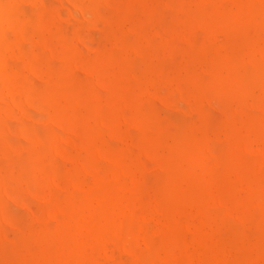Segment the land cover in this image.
Here are the masks:
<instances>
[{
    "label": "bare ground",
    "instance_id": "obj_1",
    "mask_svg": "<svg viewBox=\"0 0 264 264\" xmlns=\"http://www.w3.org/2000/svg\"><path fill=\"white\" fill-rule=\"evenodd\" d=\"M68 1L67 3L71 4V0ZM87 1L92 3L94 0ZM19 2L23 3V0H0V77L5 87L8 86V90L21 91L22 95H29L31 93L29 90L34 85L36 87L33 90H36L34 93L44 95L54 105L45 112L47 121L44 116L39 119V122L42 120V122L45 121L44 123L48 122L44 129L33 127L26 130L30 141L27 146H23L22 142L12 144L8 138H5L8 132L12 135L9 131L12 126L8 128L9 120L6 121V119H11L13 115L3 114L5 118L1 115L0 232L2 233L1 230L6 222L16 226L18 236L13 240L9 249L16 264H264V103L259 106V104L248 102L246 97L242 96L239 97L238 106L233 107L232 104L235 102H231L232 106H226L225 109L219 111V114L218 111L216 112L217 107H214L216 110L213 111L209 104L204 103L208 95L206 90L209 88L207 87L217 91H226L233 88L251 87V84L258 82L262 83L264 88V42L259 38L260 36L254 43L248 39L250 29L247 30L248 23L245 19L248 21L249 16L242 13L232 16L226 11V7L222 6V3H213L212 6L216 8L215 13L222 12L225 16L226 22L223 28L227 31L226 45L228 47L225 48L223 54L217 53L208 60L211 65V69L206 71L208 82L204 85L205 89L202 92H194L195 95L191 92L190 96L195 99L193 103L190 102L193 105L189 113H184L185 110H183V113L177 117H165V114L162 117L158 107L154 106V108L151 103L149 105L146 100L147 103L143 101V112L135 122L132 121L139 134L138 143L134 144L136 146L139 144L141 147L138 152L136 149L138 147L132 144L133 141L130 143L126 140L129 137H126L128 133H125V138L120 134L116 136L118 133L112 132H115L117 123L125 115L121 96L126 95L131 89L143 87L146 77L144 70H138L133 60L126 62L123 74L115 80V87L119 88V91L113 90L111 95L107 96L109 97L107 102L100 84L97 85L93 81L91 74L87 75L91 71L86 72L88 68L84 64V66L81 64L83 68L79 66L82 57L79 52L81 48L77 49V46L76 50L70 46L73 51L71 62L62 60L60 66L49 64L47 71L43 70L46 77L48 76L50 90L49 87L47 88V83L44 84L45 86L35 83L41 78L33 80L36 77L32 68L33 63L36 64L34 60L32 65L28 62L24 63L26 67L20 71L16 69L8 72L7 68L15 62L11 57H16L14 48H17V46L11 48L8 38L12 35L9 33L13 31L18 38L20 35ZM81 2L83 0H72L71 10L77 7V11L82 10L83 12L84 8H78ZM43 6L40 8L39 4L41 10ZM259 7L254 11L255 14L258 13L257 10L260 11L263 8V6ZM53 8L51 15L57 13L55 7ZM56 15L55 18L58 20L59 13ZM94 16L99 17L97 13ZM213 22L209 21L207 26L213 25ZM66 45L71 44L67 42ZM128 47L135 58L147 57L155 49L151 41L145 48L132 43H129ZM221 49L223 47L218 51ZM212 52L217 51L212 50ZM111 57L112 55L105 53L99 54L98 58L105 62ZM98 58L91 61L92 64H95ZM22 59L23 57H19L16 60L21 61ZM61 59L63 57L59 60ZM78 68L82 71L85 69L84 77L78 75ZM28 70L33 77L27 75ZM192 80L201 82L199 75H192ZM151 83V86H154L153 77ZM147 93L146 88L145 94ZM80 98L83 99L82 104L86 110H84V117L87 121L80 118L84 113L81 112L79 106ZM60 99L64 103L59 101ZM181 99L186 100L182 96L178 99L179 102L182 101ZM102 100L107 103L106 107H113L111 109L114 115L109 124L101 118ZM59 102H62L64 106H69L73 111L71 115L67 114L68 117L80 118L85 147L93 158L89 162H84V169L80 167L82 164L77 160L79 169L85 173L86 178L76 185L69 183L66 191L63 187L61 189L56 184V179L53 178L56 184L53 186L57 190L48 198L43 196L46 199V205L40 214L38 212L34 220L26 226L27 233L25 234L23 233L25 223L23 224L21 218L8 214L5 210L7 199L11 201L7 198L9 179L12 177L17 159L26 149L30 151V165L37 168V173L43 176L48 171L44 164L45 158L52 156L57 149L61 150L64 144L67 146L56 130L53 132V128L58 125L56 118L62 115ZM13 103L10 105L11 109L15 107L14 110L20 111L16 107L20 104L14 103V106ZM173 105L176 107L179 104L176 101ZM181 107L177 108L182 110ZM20 113L18 112V115ZM64 115H62L63 118ZM8 116L11 118H7ZM20 117H23V113ZM17 119L19 128L17 126L16 131L18 135L24 136L23 121ZM74 134L72 136L76 137V132ZM149 143L158 148L163 147L167 154L165 156L160 154L161 161L171 166L166 172L163 190L159 196L153 198L155 200V202L152 201L153 204L145 202L147 194L145 195L143 185L146 182L139 176L141 170L139 167L143 165L139 157H149L148 149L144 150V146ZM36 145L40 148L36 149ZM148 159L147 161H150ZM23 166L24 164H22V172ZM49 175L51 177V173ZM179 250L181 251L180 256ZM117 251L120 255L116 254Z\"/></svg>",
    "mask_w": 264,
    "mask_h": 264
},
{
    "label": "rangeland",
    "instance_id": "obj_2",
    "mask_svg": "<svg viewBox=\"0 0 264 264\" xmlns=\"http://www.w3.org/2000/svg\"><path fill=\"white\" fill-rule=\"evenodd\" d=\"M29 1L32 0H23V3L19 2L20 19L18 26H20V30H19L20 39L18 38V36L14 34L13 31L9 33L12 35V36L10 35L11 37L8 38L11 44V48H14L16 46L17 48H14L16 50L14 53L16 57L15 58H13L14 56L11 57L12 60L14 59L15 62L11 67L7 68L8 72L14 71L16 69L20 71L22 68L26 67L27 64L26 62H28L29 65H32L31 63H33L34 60L36 64L33 63L32 68H33V73L35 74L36 77L35 79L33 78V80H37V78L38 79L41 78L39 81H36L35 83H38V85L40 84L46 85L47 83V88L49 87L48 89L50 90V86L48 84V76L46 77L45 71L43 70L47 71L49 64H52L53 66H60L62 60L66 62L68 61L71 62L73 60V51L71 50V48H75L76 50V46H77L78 47L77 49L81 48L79 52H81V57H82L81 61L79 62V66L82 67L86 65V67L88 68V69L86 68L87 69L86 72L91 71L88 72L87 75L89 74L90 76L91 74L92 76L90 77L93 78V81L96 82L97 85L100 84L99 86L101 87V90L103 89L102 92L104 93L105 101L107 102V100L109 99V97L107 98V96L111 95V92L113 90H115L116 92L119 91V88L115 87V80L116 78L120 77V74H123L124 72L123 67L126 64V62L128 63L129 60L135 61V64L137 65V69L144 70V73L148 79L145 77L143 87L131 89L130 92L126 93V95L121 96V104L123 105L125 115L124 118L117 123L118 127L116 126V128L114 129L115 132L114 131L112 132V133H118L116 134V136H118L119 134L120 136H124L126 135L125 133H128L129 135L127 134L126 137L127 136L129 137H127L126 140L130 141V143H132L131 141H133L132 143L133 145L138 143V138H139L138 131L136 130L137 128H135L136 126L133 122H135L138 116L143 112L142 111L143 101L144 103L148 102L149 105L152 104L151 106L153 107L154 106L158 107L160 109L162 117L164 116V114L166 115L165 117H171V116L177 117L183 113V110H185L184 113H189L191 105H193L192 101H194L195 99V97H193L192 99L190 95L192 93H193L192 95H195L194 92L197 93L202 92V90L205 89L204 85L208 82L206 71H209L211 69V65L208 62V60H210L217 53L223 54L226 50L225 48L228 47L226 45L227 37H228L227 31L223 28L226 22L225 16L223 15L222 12L215 13L216 8L215 6H212L213 3L214 4L222 3V6L226 7L225 8L226 11L229 12L232 16L239 15V13H242L245 16H249V18L247 17L249 22L247 21V19H245V22L248 23L247 30L248 29L251 30V31L248 30L249 31L248 35L250 34V37L253 38L250 39L249 37L248 39L250 40L251 43L258 41L257 39L259 38L262 40V42H264L263 41L264 40V13H263L264 0H260V1L259 0L258 1L257 0H209V1L207 0V2L206 0H94L92 3L88 2L87 0H83V2L79 3L80 4L79 6L77 5L78 8L80 7L82 9L83 8L85 9L83 12L80 9L79 10L81 12L77 11L78 10L77 7H75L76 9L71 10L73 7V6L71 7L72 0L71 1L69 0L71 2V4L69 3L70 5L67 3V0H46V1L33 0L32 2L34 6L32 5V2L30 3ZM26 2H28L29 4ZM38 3L40 4V8H42V5H44L42 10L39 8ZM84 5L85 7H82ZM259 6H263V8L260 11L257 10L258 13L255 14L254 11ZM53 7H55V12L59 13L58 20L57 18H55V15L57 13L54 12L55 14L51 15L53 14L51 13ZM258 9H260V7ZM74 13L75 15H73ZM96 13L99 17L94 16L96 15ZM56 16L58 17V15ZM250 17L253 19H251ZM96 18H98V20ZM63 19L67 21L64 22L65 20ZM209 21H214L215 25L213 22V25L207 26ZM55 22L57 23L56 25ZM206 26L211 29H208ZM209 30H213V31H209ZM198 37L200 38V40ZM74 38L76 39V43ZM212 38L214 40H212ZM150 41L152 47L155 49L147 57L135 58L132 55V51L128 47L129 43L138 44L139 46H143L145 48L146 46H148V43ZM67 42H69V44L71 45L67 46L66 45ZM83 44L86 46V49ZM217 47L219 48L223 47V49H221L222 51L221 50L218 51L219 48ZM212 50L217 52H212ZM13 52L11 53L13 54ZM105 53L110 54L112 55V57L113 56L114 57L113 58L111 57L108 61L102 62V60H100L98 57L99 54L102 55ZM19 57L21 58L23 57L25 62L24 61L22 62L23 59L21 61L16 60ZM60 57H63L61 61L59 60ZM69 58L72 59L70 60ZM97 58L98 61H95L96 63L92 64L91 61H94ZM168 63L171 66H169ZM143 65L148 68V71L147 68L143 67ZM78 69L82 71L81 68ZM36 70L37 71L39 70L40 72L39 71L37 72ZM79 70H77L78 75L80 77H84L86 75L84 74L85 72H83L85 71V69H83L82 72H80ZM201 71L202 72L205 71V73L203 72L202 74ZM27 75L33 77L31 76L30 71ZM192 75H199L201 82L193 81ZM152 77L153 80L155 81L154 86H151ZM0 85H1L0 86V120H1V115L2 118H5L7 114H9L10 116L13 115L11 116L12 118L9 116L7 117L11 119H6V121L9 120L7 122V124L9 123L8 128L9 126L10 127L12 126L11 128H9V131L12 133V135H10L8 132L5 138H8L9 140L8 139L7 140L12 144H17L22 142L23 146H27L29 137H27L28 135L26 133V130H28V128H33V127L39 128L40 130L44 129L48 123V122L44 123L45 121H47L46 120L47 116H45L46 114L45 112L54 104H51L50 99L44 97V95L40 96L39 94H36L37 92L34 93L36 91V90L33 91L34 88H36L34 85L31 86L32 90L31 89L29 90L31 91L29 95H25V94L22 95L21 91L18 90L16 91L8 90L7 88L8 86L5 87L6 85L1 77H0ZM146 88L148 89L147 94H145ZM207 88L211 90L209 89L206 90V93L208 95H207V100L204 101V103H206L207 105L209 104L210 108L213 109V111L217 109L216 112L218 111V114L219 111L225 109L226 106L227 107H230L232 105L233 107L238 106L240 104L239 97L242 96H245L246 97L245 99L248 102L256 105L259 104V106H262L263 105L262 103H264V98H263L264 88L262 86V83L257 82L251 84V87L247 86L246 88L243 89L233 88L231 90H226V91H221V90L217 91L210 87ZM186 95H188L191 99H189L188 96L185 97ZM182 96L186 98V100L188 99L187 101L183 99L185 103L183 102L182 99L181 102H179L178 100ZM82 100L83 99L81 98L79 99V106L81 112H84L85 109L82 104ZM145 100L147 102H145ZM11 101L16 103V105L20 104L16 107L20 109V111H22L23 117H20V114L22 113H20L19 110H14L15 107L11 109L10 105L11 103H13ZM59 101L62 100L60 99ZM105 101L102 100V110L100 114H102L101 115L102 120L104 122L106 120V123L108 122L107 124H109V122H111L112 117L114 115V111L113 109H111L113 107L108 108L105 106L107 105ZM176 101L179 105L175 107V105L173 104ZM62 102L59 103H61L60 104L61 113L62 115L65 114L64 115L65 117L63 118V116L61 115L62 117L59 116L58 118H56L58 125H56L57 123L55 124L57 128L54 127L56 129L53 128V132H55L56 130V133L60 136L61 140L66 142L67 146L64 144L63 148L61 147V150L59 148L55 153L52 154V156H48L47 158H45L44 164L46 165L48 171L43 176H40V174L37 173L38 171L37 168H34L30 165V159H29L30 151L26 149L21 153V156L17 159V163L15 164L16 167L13 168V172L11 174L12 177L9 179V187H8L9 193L7 198H10L11 201L7 199L5 210L6 213L14 214L21 218L23 224L25 223V225H23V233L25 234L27 233L26 226L30 222H32L34 220V216L35 215L37 216L38 212L40 214L42 208L45 207L46 205L45 198H48V196H51V194L57 190L56 187L54 186L57 184L61 189L63 187V189L66 191L67 190L66 188H69V183L70 184L73 183L74 185H76L84 181L86 175L79 168L81 167L84 169L83 166L84 162L85 161L89 162L93 158L85 147L83 127L79 122L80 118H82V120L85 119L87 121V118L84 117L85 112L80 118L74 116L68 117L67 114L69 113L71 115L73 111H71V108L69 106H64L63 105L64 102L63 103ZM190 102L192 103L190 104ZM231 102L232 103L235 102V103L231 105ZM14 103L12 105H14ZM161 104L164 107L161 106ZM177 107L179 108L181 107L182 110H180ZM214 107L217 108L215 109ZM18 112L20 113L19 115ZM15 114H17L18 116L17 115L15 116ZM41 116L45 117L44 122H42L43 120L39 122V119L40 118L42 119ZM17 118H19L20 121H23L22 122L23 130L25 131L24 136L18 135V132L16 131L17 129L16 127L18 126L19 128ZM73 128H75L76 131ZM71 132H73V134ZM74 132H76L77 135L76 137L72 136L75 135ZM21 137L23 139H21ZM24 139L25 140L28 139V140H26L25 142ZM68 139L71 141H69ZM38 146L39 145H36V149L40 148V146L39 147ZM136 147H138L136 149L139 152L138 149H141V147L139 146V144ZM157 148L158 146L149 143L148 145L144 146L145 151L148 149L147 154L149 157H145V156L139 157L141 162L143 163V165L139 167L141 169L139 172V176L143 178L144 182H146L144 183L143 188L145 187L144 192H146L145 195L147 194L146 195L147 198L144 195L145 202L147 204H153L155 202L153 198H156L157 195L159 196V194L163 190L166 172L171 167L170 165L162 163L161 161L162 158L160 154L165 156L167 154L166 151L163 149L162 146L159 147L158 149ZM142 158L144 159L142 160ZM146 158L147 159L149 158L148 160L150 161H147ZM156 159L158 160L156 161ZM77 160L82 164L80 167L77 163ZM22 164H24L23 172H22ZM49 173H51V177ZM49 178L51 179V181ZM53 178L56 179L55 181L56 184H54ZM60 182L62 183L59 184ZM64 190H60V191L64 192ZM43 196L46 197L44 198ZM1 231L2 233L0 232L1 233L0 234V264H16V261L9 253L10 252L9 249L11 248V244L13 240L16 239L18 236L17 228L14 224L6 222V224L3 226V230ZM10 238L12 241L10 240ZM5 249L8 250L5 251ZM118 252L119 251H117L116 254L120 255V252L119 253ZM178 254L180 256L181 251Z\"/></svg>",
    "mask_w": 264,
    "mask_h": 264
}]
</instances>
